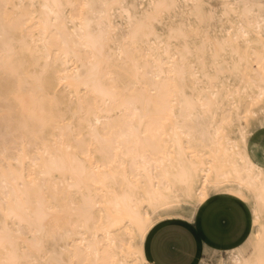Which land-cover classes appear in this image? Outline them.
I'll use <instances>...</instances> for the list:
<instances>
[{
	"label": "snow or ice",
	"instance_id": "obj_1",
	"mask_svg": "<svg viewBox=\"0 0 264 264\" xmlns=\"http://www.w3.org/2000/svg\"><path fill=\"white\" fill-rule=\"evenodd\" d=\"M20 7L30 9L26 24L2 37L5 103L21 69L31 65L40 82H63L57 69L71 59L85 64L76 84L89 104L71 120L60 117L67 125L57 129L55 145L37 141L49 161L43 171L0 169V264H128L114 259L117 253L151 264L146 235L151 231L154 255L170 243L163 225L153 228L175 210L170 198L150 196L148 216L130 211L118 224L106 219L111 165L79 156L92 97L123 99L129 108L147 97L186 137L180 159L209 155L217 179L181 198L185 218L207 201L212 226L235 239L221 264H264V51L259 68L244 51L255 30L264 49V0H39ZM14 115L5 108L6 126ZM87 132L99 136L91 125ZM150 167L145 163L144 171ZM69 172L72 183L61 195ZM113 195L136 203L127 189Z\"/></svg>",
	"mask_w": 264,
	"mask_h": 264
},
{
	"label": "bare ground",
	"instance_id": "obj_2",
	"mask_svg": "<svg viewBox=\"0 0 264 264\" xmlns=\"http://www.w3.org/2000/svg\"><path fill=\"white\" fill-rule=\"evenodd\" d=\"M33 2H39V0H0V169L8 166L16 171L27 167L30 173L35 174L43 171L44 166L49 163L47 157L36 151L37 141L41 142V148L44 140L50 141V147L55 145L58 136L57 129L67 125V122L61 120L60 117L68 115V119L71 120L72 114L86 107L89 101L84 99L76 84L77 73L85 70V64L69 59L62 61L57 69V76H62L63 82L60 79L55 81L46 79L40 82L33 78L35 69L31 65L21 69V75L11 82V89L8 93L9 102L5 103L2 37L6 30L13 35L20 33L26 24L25 17L30 11L20 6ZM65 2L76 3L83 2V0H65ZM142 2H150V0H142ZM5 5L12 7L5 9ZM73 20L74 18L70 15L68 22L71 24ZM76 24L79 26V21H76ZM251 41L250 44L244 45V51L256 61L255 66L257 67L259 65L257 54L261 48L258 30L253 32ZM90 103L91 108L84 116V140L77 142L81 143L82 151L79 153L81 159L90 156L96 159L101 167L105 162L111 165L108 172L114 176V179L109 181L108 185L106 202L110 203L111 207L105 209L106 219L110 218L112 224H118L122 217L130 211H142L145 216H148L153 211L150 196L167 197L171 202H176L184 196L199 194L198 189L202 188V178L204 179V176L200 175L201 167L198 169H186L183 166L175 168V173L167 176L170 180L165 184L166 196L160 193L161 183L164 181L161 183L159 181L156 190L147 182L148 171H144L145 163L151 165L161 162L166 158L167 152L172 154L170 157L175 161L185 163V159L179 158L180 149L182 144L184 148L185 145L187 148V144L183 143L186 137L176 132L170 118L169 123H164L167 117H161L155 104L150 103L149 98L145 97L138 101L133 108L127 107L123 99L100 98L97 102V99L92 97ZM6 107L15 114L12 122L7 126L4 120ZM97 119L100 121L99 125L95 124ZM89 125L98 130V138L94 139L88 134ZM166 127L172 131L169 134L170 147L174 148L172 151H167L165 146L163 147L166 150H160L163 148L160 144L163 143L165 135L162 134V130ZM65 156H67L66 152ZM17 161L19 163H16ZM133 169L138 174L136 178L132 176ZM126 171L128 172L127 182L124 180ZM72 180L71 172H69L67 179L61 183V195L67 191ZM209 180L215 179L209 178ZM183 181L186 188L177 191L176 187ZM129 184L134 187H129ZM126 189L129 193L135 194V204H126L117 200L113 195L123 193ZM116 257L117 254L114 259ZM122 257H125L122 260L128 261V255L122 254ZM222 259L223 256L220 257L221 261Z\"/></svg>",
	"mask_w": 264,
	"mask_h": 264
},
{
	"label": "crops",
	"instance_id": "obj_3",
	"mask_svg": "<svg viewBox=\"0 0 264 264\" xmlns=\"http://www.w3.org/2000/svg\"><path fill=\"white\" fill-rule=\"evenodd\" d=\"M209 199H214L210 197ZM207 201L198 208L192 222L171 219L158 223L171 237L170 243L159 255H154L151 247V231L144 242V257L151 264L160 261L161 264H200L207 254L228 252V245L235 244V239L226 237L212 226V216ZM202 209V210H201ZM253 224H248L249 232Z\"/></svg>",
	"mask_w": 264,
	"mask_h": 264
},
{
	"label": "rangeland",
	"instance_id": "obj_4",
	"mask_svg": "<svg viewBox=\"0 0 264 264\" xmlns=\"http://www.w3.org/2000/svg\"><path fill=\"white\" fill-rule=\"evenodd\" d=\"M221 2H222V0H221ZM260 50H259L260 53L258 52V54H257L259 60H260V56L259 55L261 54L262 51H264V49L260 48ZM258 66H260V64ZM162 132H159V133H162V134H165V135L163 136V138H164L163 143H161V144L159 143L160 147L165 146L167 151H170V150L172 151L173 147H170L171 144H170V141H169L170 140L169 134L172 133V131L170 130V128L168 129V127H166L164 130H162ZM163 138H161V139L163 140ZM160 147L158 146L159 149H160ZM165 147H163L160 150H166ZM184 149H185V152H186L187 151L186 145H185ZM198 151H202V150H198ZM171 155H172L171 153L169 154V152H167L166 158L164 160H162L161 162L152 163L151 167H150V169L148 171L147 182H149L151 184L152 188H154L155 190L158 188L159 181H160V183L164 181L163 182L164 185H163V183H161L162 188L160 190V193L162 195L166 196V194H167V191L164 190L165 187H166V185H165L166 181L170 180L169 178H167V176L170 175V174L172 175V173H175V168H181L183 166L186 169H188V168L198 169L199 167H201V170H200L201 174L200 175H201V177L204 176V179L202 178L203 182L205 180H209V178L210 179L211 178L217 179V177L215 176L216 175V172H215L216 165H215L214 161H210L209 160V155H203V156L197 155L195 158H193L192 156H187V158L184 160L185 163H182L181 161L180 162L179 161H175L172 157H170ZM209 163H211V165H212V167H211L212 174L211 175L208 174L209 173V168H208V164ZM203 187H204V183H202V188ZM176 188H177V191L180 190V189L184 190L186 188L185 182L183 181V183L182 182L179 183V185ZM172 203H174L175 206H176L175 210L171 214H169V215L157 220V222H156V224L154 226H156L160 222H163V221H166V220H171V219H180V220H185V221H188V222H192L193 221V219L195 217V214H196V211L198 209H196L195 211L191 212V214H190L191 218L186 219L185 218V214H186V211H187V206L186 205H182L180 203V201H176V202H172ZM147 235H146V237H147ZM228 252L207 254L202 259L200 264H221L220 257L224 256V254H227ZM122 258L125 259V257H122V254L117 253L116 260H122ZM134 259H135L134 256L128 255L129 264H134Z\"/></svg>",
	"mask_w": 264,
	"mask_h": 264
}]
</instances>
